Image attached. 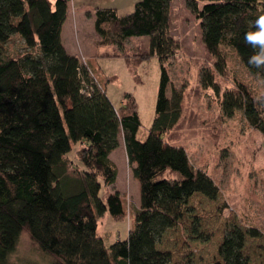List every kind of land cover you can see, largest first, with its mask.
Returning a JSON list of instances; mask_svg holds the SVG:
<instances>
[{
	"label": "trees",
	"instance_id": "16d2710c",
	"mask_svg": "<svg viewBox=\"0 0 264 264\" xmlns=\"http://www.w3.org/2000/svg\"><path fill=\"white\" fill-rule=\"evenodd\" d=\"M70 0H0V264H10L21 236H27L51 264H169L171 252L158 248L164 233L176 229L192 212L195 194L215 200L213 180L190 164L184 148L164 140L181 116L182 93L171 89L166 65L179 50L169 32L172 0H139L131 13L111 8L95 11L100 45L122 48L133 36H148L147 56L160 63L155 117L145 140L137 138L139 119L130 94L115 108L95 84L90 68L69 54L61 41ZM199 21L202 42L223 75L231 48L242 65L264 86V67L249 63L261 55L246 34L257 31L264 0H187ZM19 37L25 51L6 54L4 44ZM204 88L219 89L213 71L202 68ZM221 108L231 117L241 110L247 122L264 134V93L247 85L222 93ZM122 135L128 162L139 183L140 205L124 240L107 249L97 234L98 218L124 217L115 183L118 170L110 153ZM73 144L76 160L68 157ZM69 161L70 166H68ZM194 230H196L194 228ZM253 227L226 222L213 264H248L247 238L261 237Z\"/></svg>",
	"mask_w": 264,
	"mask_h": 264
},
{
	"label": "rangeland",
	"instance_id": "374dc122",
	"mask_svg": "<svg viewBox=\"0 0 264 264\" xmlns=\"http://www.w3.org/2000/svg\"><path fill=\"white\" fill-rule=\"evenodd\" d=\"M139 0H70L67 21L61 31L62 42L92 72L94 83L102 87L115 108L130 94L139 119L137 138L145 140L155 117L160 82V63L155 55L147 56L148 36H133L122 48L100 45L94 30L95 11L111 8L120 16L131 13ZM169 32L179 50L166 65L170 83L167 96L174 88L182 93L179 121L163 138L184 148L195 170L204 171L219 189L215 200L195 194L188 202L192 212L185 214L176 229L167 230L158 248L171 252L169 264H213L220 261L217 248L225 233L226 222L235 218L243 229L253 227L261 237L247 238L244 253L248 264H264V134L251 126L241 110L227 117L221 108L222 93L234 89L235 82L248 86L256 94L264 93L257 75L247 71L231 48H222L226 70H214L215 58L206 50L199 21L187 7V0H172ZM6 54L22 53L23 41L14 36L4 44ZM202 68L213 71L219 94L200 84ZM73 144L68 157L76 160ZM118 170L114 184L103 194L117 191L124 206V217L113 218L108 212L98 218L97 234L106 248L124 240L140 205L139 183L128 162L122 135L110 155ZM70 166L69 161H67ZM194 228L196 230H194ZM10 264H51L49 256L21 236Z\"/></svg>",
	"mask_w": 264,
	"mask_h": 264
},
{
	"label": "clouds",
	"instance_id": "9594fccd",
	"mask_svg": "<svg viewBox=\"0 0 264 264\" xmlns=\"http://www.w3.org/2000/svg\"><path fill=\"white\" fill-rule=\"evenodd\" d=\"M257 31L246 34V41L252 45H259L261 48V55L250 58L249 63L255 65L257 68L264 67V16L260 17L257 22Z\"/></svg>",
	"mask_w": 264,
	"mask_h": 264
},
{
	"label": "crops",
	"instance_id": "0c3cea01",
	"mask_svg": "<svg viewBox=\"0 0 264 264\" xmlns=\"http://www.w3.org/2000/svg\"><path fill=\"white\" fill-rule=\"evenodd\" d=\"M66 21H67V17H66L65 22H66ZM63 24H64V23H63ZM62 28H63V25H62ZM61 31H62V29H61ZM61 40H62V35H61ZM62 44H63V46L65 47L66 51L69 53L68 48L65 46V42H64V43L62 42ZM69 54H71V53H69ZM72 55H74V54L72 53Z\"/></svg>",
	"mask_w": 264,
	"mask_h": 264
}]
</instances>
